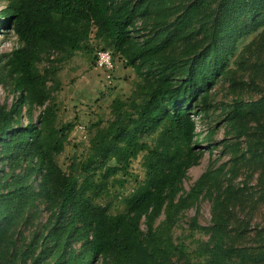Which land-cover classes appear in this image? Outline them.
Listing matches in <instances>:
<instances>
[{"label": "trees", "instance_id": "trees-1", "mask_svg": "<svg viewBox=\"0 0 264 264\" xmlns=\"http://www.w3.org/2000/svg\"><path fill=\"white\" fill-rule=\"evenodd\" d=\"M1 14L0 26L13 32L19 47L0 54V82L16 94L9 108L0 105V264H176L172 257L184 247L173 243L172 230L180 213L204 198L210 225L196 217L189 224L207 235L197 252L204 264H264V225L251 227L252 218L235 211L264 204V97L234 100L225 117L235 139L232 162L241 159L251 174L260 171L257 198L239 202L243 190L232 185L224 164H210L181 193L202 155L196 97L207 102L215 80L230 76L235 41L264 28V0H8ZM135 29L146 34L135 37ZM91 36L121 57L138 81L129 100L113 99V118L96 129L90 155L65 174L56 157L75 124L58 122L52 93L60 87L58 65L75 53L83 51L96 66ZM257 67L264 69V62ZM139 155L144 180L121 199L123 211L112 214L109 204L96 200L110 179L124 182L116 176H128ZM74 172L84 174L80 182ZM36 200L49 214L26 241L17 229L32 222Z\"/></svg>", "mask_w": 264, "mask_h": 264}, {"label": "rangeland", "instance_id": "rangeland-1", "mask_svg": "<svg viewBox=\"0 0 264 264\" xmlns=\"http://www.w3.org/2000/svg\"><path fill=\"white\" fill-rule=\"evenodd\" d=\"M7 4L8 0H0V22L3 20L1 12ZM136 25L138 28L140 27L139 22L135 24V27ZM263 32L264 28H259L257 31L239 37L235 41V50L229 57L227 65L230 76L215 80L214 85H211L209 89L207 102L201 99V95L196 97L195 106L198 114H194L193 120L195 132L198 134V149L202 155L198 164L187 171L181 183V193L188 192L210 164H213L214 167L224 164L226 165L225 170L230 169L227 177L232 180V185L243 190L241 195H237L238 198L240 197L239 202H243L245 197L257 198L260 189L257 179L260 171L257 170L251 174L249 167L241 159L232 162L233 151L230 145L235 143V139L232 134L228 133L229 128L225 117L228 112L226 106L233 104L234 100L254 101L264 97V69L257 67V70L255 69L257 72H255L252 68L253 64L258 65L264 62V36H261ZM133 34L138 37L145 35L146 32L135 29ZM260 36L263 37L261 41L258 40ZM89 43L96 56L99 52L108 51L111 53L114 66L113 85L107 86L104 80L105 72L98 69L91 61V57L83 51L75 53L69 60L58 65L57 80L60 87L52 93V101L57 108V120L60 123L74 122L75 124L63 152L56 157L57 165L65 174L71 172L73 161L81 163L90 155V140L96 129L106 126L113 118L111 112L113 99L129 100L133 96L135 83L138 81L133 70L125 65L121 57L114 56L105 44L98 42L93 36ZM18 47L19 43L13 32L0 26V54L10 53ZM55 58L56 56H52L50 60ZM45 65L46 62H42L38 67L42 70ZM251 79L254 80V85H251ZM232 80L237 85H233ZM11 90L10 86L0 82V105L9 108L15 101L16 94ZM39 110V108L34 110L32 122L36 121ZM24 113L25 107L21 111L23 125L27 123ZM238 148L239 152L236 158H239V155L244 152V144L242 143ZM141 162L142 155H139L132 161L128 176L121 174L116 176L117 179L124 181L122 184L113 183L110 179L111 183L106 192L96 202L103 206L109 204L112 214L122 212L124 206L121 199L133 193L144 180ZM94 171H96L94 173L96 179L98 168L95 166L89 170V172ZM15 173H18V170ZM73 174L79 182L84 177V174L80 172ZM29 180L36 188L39 181L38 174L31 175ZM251 204L250 208L241 213L239 212L240 205H237L235 211L240 219L252 218L251 227L256 224L264 225V204H255L254 202ZM210 208V203L204 198L199 201L197 206L194 205L180 213L177 224L172 230V241L175 245H182L184 251L182 255L175 252L176 255L172 257L171 263L204 264L203 257L198 256L197 252L201 244L207 240V235L200 231L192 232L189 229V224L196 217L199 225L209 226L211 223ZM33 213L35 215L32 222L19 226L17 229L26 241L40 230L49 214L44 204L38 203L37 200L34 201ZM27 216L29 215L27 214ZM162 219L161 215L156 220L155 227ZM141 230L145 231L143 223H141ZM99 263L97 262V264Z\"/></svg>", "mask_w": 264, "mask_h": 264}, {"label": "built area", "instance_id": "built-area-1", "mask_svg": "<svg viewBox=\"0 0 264 264\" xmlns=\"http://www.w3.org/2000/svg\"><path fill=\"white\" fill-rule=\"evenodd\" d=\"M96 67L105 72L104 80L107 86L113 85L112 72L114 69L111 53L108 51L97 53ZM81 128V127H79ZM82 129V128H81ZM84 132V131H83Z\"/></svg>", "mask_w": 264, "mask_h": 264}]
</instances>
